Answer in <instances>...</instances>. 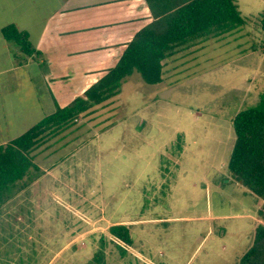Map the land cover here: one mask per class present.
Instances as JSON below:
<instances>
[{
  "label": "rangeland",
  "instance_id": "obj_1",
  "mask_svg": "<svg viewBox=\"0 0 264 264\" xmlns=\"http://www.w3.org/2000/svg\"><path fill=\"white\" fill-rule=\"evenodd\" d=\"M236 2L246 25L207 44L168 96L135 72L113 102L45 136L40 177L0 210V264H100L99 249L104 264H236L246 253L257 198L231 183L228 162L234 116L264 94V0ZM7 43L16 59L0 49V71L24 57ZM115 223L131 227L125 255Z\"/></svg>",
  "mask_w": 264,
  "mask_h": 264
},
{
  "label": "crops",
  "instance_id": "obj_2",
  "mask_svg": "<svg viewBox=\"0 0 264 264\" xmlns=\"http://www.w3.org/2000/svg\"><path fill=\"white\" fill-rule=\"evenodd\" d=\"M153 21L145 0H0V49L7 50L10 59H16L1 33L3 27L13 24L28 33L36 51L0 71V75L11 74L0 80V127L12 135L1 139L0 145L22 135L57 108L70 105L116 65L135 34ZM223 35L180 47L166 58L162 82L157 84L160 96L165 98L173 92L183 68L193 69L196 55ZM111 99L87 114L110 104ZM257 213L255 199L253 212L247 216L253 221V231L261 223ZM253 241L254 237L247 250ZM244 254L237 256L236 264Z\"/></svg>",
  "mask_w": 264,
  "mask_h": 264
},
{
  "label": "trees",
  "instance_id": "obj_3",
  "mask_svg": "<svg viewBox=\"0 0 264 264\" xmlns=\"http://www.w3.org/2000/svg\"><path fill=\"white\" fill-rule=\"evenodd\" d=\"M154 21L138 31L126 45L116 65L109 69L72 103L35 124L22 135L0 145V210L18 193L40 177L41 168L34 162V152L48 133L58 134L121 91L123 82L135 72L149 85L162 82L163 61L183 46L209 36H221L246 25L236 0H145ZM264 32V14L260 21ZM1 33L18 51L35 54L29 35L9 24ZM235 140L228 162L231 179L257 198L258 219L254 241L239 264H264V94L253 106L239 111L232 120ZM113 244L125 255L124 246L133 240L129 228L115 223L108 228ZM105 237L101 246L105 247ZM124 245H121L120 243ZM103 249L93 261L104 264Z\"/></svg>",
  "mask_w": 264,
  "mask_h": 264
}]
</instances>
